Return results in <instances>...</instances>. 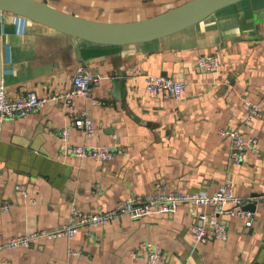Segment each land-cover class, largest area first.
<instances>
[{
    "label": "crops",
    "instance_id": "1",
    "mask_svg": "<svg viewBox=\"0 0 264 264\" xmlns=\"http://www.w3.org/2000/svg\"><path fill=\"white\" fill-rule=\"evenodd\" d=\"M62 11L103 22L147 18L188 0H51ZM264 0H241L179 32L147 42L110 45L77 39L11 13L0 14V87L9 98L33 91L65 94L79 64L97 73L91 98L77 97L76 112L94 126L86 138L61 101L7 120L0 141V237L53 230L67 222L70 206L85 213L109 210L131 193L148 194L156 183L184 192L211 193L230 181L249 198L254 222L222 214L226 240L194 242L190 205L139 219L118 216L107 225L80 228L71 239H38L29 247L0 251V264H145L131 259L144 240L169 255V264H264ZM217 54L219 69L200 72L199 55ZM147 75L185 83L179 100L146 91ZM261 115L242 125V103ZM68 128L75 145H114L111 160L64 152L57 130ZM220 128H239L258 139L259 155L242 164L229 158ZM250 206V205H249ZM210 212L208 207H198ZM68 248L78 250L69 255Z\"/></svg>",
    "mask_w": 264,
    "mask_h": 264
},
{
    "label": "built area",
    "instance_id": "2",
    "mask_svg": "<svg viewBox=\"0 0 264 264\" xmlns=\"http://www.w3.org/2000/svg\"><path fill=\"white\" fill-rule=\"evenodd\" d=\"M196 66L200 72H215L220 66V57L217 54L199 55ZM100 76L79 64L71 78V88L65 94H49L39 97L33 91H26L14 98L6 96L0 87V141L2 125L7 120L26 116L50 101H61L69 111L73 125L80 129L86 138L93 135L94 126L91 118L85 112H76L74 102L77 97L90 98L92 104L99 101L91 98V88L97 84ZM146 91L150 94H161L163 98L179 100L184 91L185 83L163 75H147ZM244 118L242 125L250 126L261 115V108L257 103L244 101L242 103ZM218 134L227 137L229 141V158L236 164H242L247 152L259 155L258 139L255 136H246L239 128H220ZM56 136L64 142V152L67 155L79 158H95L105 163L111 160L117 150L114 145L87 146L75 145L69 142L68 128L57 130ZM187 204L191 209L189 215L191 221L188 231L194 242L206 243L210 239L226 240L228 237L227 224L220 215L229 213L244 220L246 228L254 222V212L247 208L249 198L237 196L234 186L230 181L219 185L211 193L205 191L184 192L177 188H170L166 184L156 183L148 194L131 193L130 196L117 203L109 210L97 213H85L75 205L70 206L67 222L53 230H27L23 233L11 236L4 242L0 237V251L4 249H16L29 247L38 239L53 240L60 237L73 238L80 228H96L107 225L118 216L125 215L130 219H139L154 213H173L178 205ZM198 207H208L210 212L200 211ZM9 209L8 202H0V211ZM80 252L68 248L69 255H78ZM131 259L145 264H169V255L161 246L150 241H141L131 252Z\"/></svg>",
    "mask_w": 264,
    "mask_h": 264
},
{
    "label": "water",
    "instance_id": "3",
    "mask_svg": "<svg viewBox=\"0 0 264 264\" xmlns=\"http://www.w3.org/2000/svg\"><path fill=\"white\" fill-rule=\"evenodd\" d=\"M239 1L241 0H188L159 14L127 22H103L80 17L41 0H0V14L5 12L22 16L69 35L74 40L79 58L77 39L110 45L160 39L193 26L216 11ZM253 207L251 204L247 206L249 209Z\"/></svg>",
    "mask_w": 264,
    "mask_h": 264
},
{
    "label": "rangeland",
    "instance_id": "4",
    "mask_svg": "<svg viewBox=\"0 0 264 264\" xmlns=\"http://www.w3.org/2000/svg\"><path fill=\"white\" fill-rule=\"evenodd\" d=\"M45 1H47V2H49V3H51V4H53V3H55V2H56V1H55V2H51V0H45Z\"/></svg>",
    "mask_w": 264,
    "mask_h": 264
}]
</instances>
